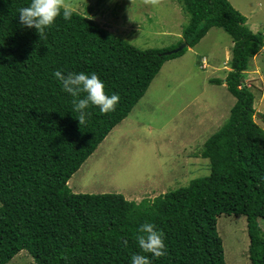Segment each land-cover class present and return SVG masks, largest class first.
<instances>
[{"label": "trees", "instance_id": "16d2710c", "mask_svg": "<svg viewBox=\"0 0 264 264\" xmlns=\"http://www.w3.org/2000/svg\"><path fill=\"white\" fill-rule=\"evenodd\" d=\"M180 1L188 19L177 44L141 48L75 10L38 35L18 23L17 10L28 0H0V264L21 250L35 264H130L145 222L163 233L165 244L160 257L143 253L151 264H226L216 229L221 213L245 217L250 264H264L258 225L264 219V128L243 81L264 34L252 31L228 0ZM214 26L232 42L224 79L235 101L199 150L209 172L139 201L120 192L72 191L69 178L128 116L162 63ZM182 41L186 47L164 54ZM56 70L95 72L106 94L119 96L114 110L100 113L90 105L78 123ZM209 81L222 83L220 77Z\"/></svg>", "mask_w": 264, "mask_h": 264}, {"label": "rangeland", "instance_id": "374dc122", "mask_svg": "<svg viewBox=\"0 0 264 264\" xmlns=\"http://www.w3.org/2000/svg\"><path fill=\"white\" fill-rule=\"evenodd\" d=\"M252 31H264V0H228ZM62 4L141 48H171L188 19L180 0H62ZM264 34V32H263ZM230 36L211 27L181 56L165 60L144 95L67 184L74 192H120L128 200L153 198L209 172L199 156L206 138L226 120L235 101L226 89ZM205 58L203 67H200ZM221 78L214 84L210 78ZM254 93L255 120L264 128V51L244 74ZM208 164V165H207ZM264 231V219H258ZM216 229L226 264H250L243 215L221 213ZM5 264H35L26 250Z\"/></svg>", "mask_w": 264, "mask_h": 264}, {"label": "clouds", "instance_id": "9594fccd", "mask_svg": "<svg viewBox=\"0 0 264 264\" xmlns=\"http://www.w3.org/2000/svg\"><path fill=\"white\" fill-rule=\"evenodd\" d=\"M73 10L62 4V0H28L25 6L17 10V19L21 27L32 28L38 35H43L46 29L53 24L57 16L64 20L71 19ZM202 59L200 67L204 65ZM59 82V87L72 97V111L76 112L78 123H83L89 115L90 105L98 107L100 113L114 110L119 101L116 93L106 94L104 82L95 72H64L56 70L53 73ZM80 93H85L81 96ZM127 241H124L126 245ZM136 243L139 252L130 256V264H151L149 255L155 259L164 255L163 233L150 222L142 223L137 228Z\"/></svg>", "mask_w": 264, "mask_h": 264}, {"label": "water", "instance_id": "95a60500", "mask_svg": "<svg viewBox=\"0 0 264 264\" xmlns=\"http://www.w3.org/2000/svg\"><path fill=\"white\" fill-rule=\"evenodd\" d=\"M187 43L185 41L180 42L176 47L164 51V54H170V53H175L177 51H180L183 47H186ZM262 50L264 51V46L262 47Z\"/></svg>", "mask_w": 264, "mask_h": 264}, {"label": "crops", "instance_id": "0c3cea01", "mask_svg": "<svg viewBox=\"0 0 264 264\" xmlns=\"http://www.w3.org/2000/svg\"><path fill=\"white\" fill-rule=\"evenodd\" d=\"M264 32V31H263ZM262 50V49H261ZM260 53V51L258 52V53H256V55L255 56H257L258 54Z\"/></svg>", "mask_w": 264, "mask_h": 264}, {"label": "built area", "instance_id": "2783aa9c", "mask_svg": "<svg viewBox=\"0 0 264 264\" xmlns=\"http://www.w3.org/2000/svg\"><path fill=\"white\" fill-rule=\"evenodd\" d=\"M202 67H203V65H202ZM247 84V83H246ZM248 85V84H247Z\"/></svg>", "mask_w": 264, "mask_h": 264}]
</instances>
